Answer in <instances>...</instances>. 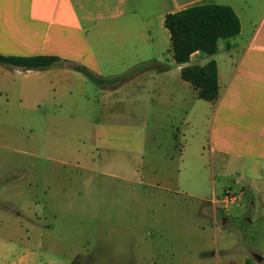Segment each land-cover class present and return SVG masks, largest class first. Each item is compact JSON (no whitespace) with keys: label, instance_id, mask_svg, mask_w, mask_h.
<instances>
[{"label":"crops","instance_id":"obj_1","mask_svg":"<svg viewBox=\"0 0 264 264\" xmlns=\"http://www.w3.org/2000/svg\"><path fill=\"white\" fill-rule=\"evenodd\" d=\"M207 2L231 6L238 16L240 29L237 35L230 37L234 41L219 39L214 53L204 55L201 51H194L184 63L202 65L210 59L215 61L218 95L214 101H206L207 144L213 162L217 163L218 174L224 179L218 185L213 179L211 194L197 198L200 206L209 210L214 223L216 251L212 257L215 258L211 260L201 252L202 256L194 257L190 264H246L249 252L259 263L264 259V246L252 242V247L238 246L239 253L229 254L236 249L238 237L233 239L223 235L220 241L217 223L251 224L256 220L264 234V0H0V54L56 55L83 64L107 78L144 65L139 71L125 76L118 86L131 87L126 91L122 109L151 120V130L157 131L160 139H154L152 143L156 150H143L154 167L153 154L168 156L171 144L159 129L166 125L165 132L168 133L173 126L171 118L174 119L181 111L190 110L180 90L181 85L190 84L179 79L181 64L175 63L171 57L164 16L168 12ZM219 50L222 53L217 58ZM172 64L175 71L167 68ZM86 79L81 72L65 64L23 69L0 63V113L9 114L21 106L39 107L43 101L49 104L57 101L61 111L81 113L85 110L83 106L76 101L69 105L68 99L87 98L85 89L89 85ZM188 112L193 118V114ZM153 113L159 118H155ZM17 141L0 142V148L9 152L19 151L15 147ZM24 154L22 157L1 155L0 161L5 163H2L4 167L0 171V208L26 210L31 226L35 227L40 219L36 209L51 207L48 202L50 193L41 182L43 201L26 199L24 205L20 202L21 196L32 194L30 189L21 187V180L28 179L29 184V180L35 179L34 171H25L33 166L32 161L27 162L23 171H20L21 163L39 155L35 152ZM154 172L145 173L143 184L169 190L173 178L163 182L162 176ZM8 173L11 178L5 180ZM231 173L236 177L229 182L225 179ZM228 188L242 191L238 205L223 200V191ZM17 215L13 212L0 215V223L8 226L6 236L0 235V249L2 241H12L18 234L20 218ZM171 222L179 224V220ZM183 222L193 228H203L196 221ZM65 227L66 230L62 228L60 231L61 245L67 247L69 257H78L80 248L71 246L70 242L74 238L77 243L82 242V248L90 250L92 255L93 260L89 264H97L96 259L103 254L105 247L121 257H129L133 253L145 255L150 259L145 264H156L152 257H158L157 251L162 247L161 239L152 244L145 240L144 245L137 243L133 247L129 220L100 218L83 232L78 223L71 225L70 230ZM53 232L52 224L44 222L43 228L38 233L36 231V237L46 242L54 241L56 235ZM27 261L19 257L3 263L0 253V264H25ZM61 264L78 263L75 260Z\"/></svg>","mask_w":264,"mask_h":264},{"label":"rangeland","instance_id":"obj_2","mask_svg":"<svg viewBox=\"0 0 264 264\" xmlns=\"http://www.w3.org/2000/svg\"><path fill=\"white\" fill-rule=\"evenodd\" d=\"M230 40L234 41V38ZM221 53L219 50L215 57L219 58ZM168 66L170 71L171 68L175 71L174 64ZM123 78L100 84L86 79L89 85L85 89L87 98L67 100L69 105L71 101L81 104L85 109L81 113L61 111L57 101L50 104L43 101L39 107L21 106L9 114L0 113V142L16 139L15 147L19 149L9 152L0 148L1 160V155L39 154L21 163L20 171H23L27 162L32 161L33 166L25 171H34L35 179L29 180V184L28 179L21 180V187L30 189L32 194L21 196L20 202L24 205L26 199L43 201L44 196L40 194L43 182L51 203V207L36 209L40 219L35 227L31 226L26 210L19 208L23 213L11 207L0 208V215L13 212L20 218L18 234L12 241L1 242L3 263L22 257L28 259L25 264H61L75 260L78 264H89L93 260L90 250L83 249V243H77L75 238L70 245L78 246L81 252L78 257H69L67 247L59 240L60 231L65 226L70 230L71 225L78 223L83 232L100 218L129 220L133 247L137 243L144 245L145 240L152 244L161 239L158 257H152L156 264H190L201 252L214 260V223L209 210L202 208L197 199L211 194L213 179L217 185L224 181L208 149L207 102L197 98L190 86H180L193 118L187 110L181 111L171 118L173 126L168 133L165 132L166 125L159 129L171 144L168 156L153 154V167L152 160L143 150H156L152 143L160 138L157 131L151 130V120L122 109L126 91L131 88L118 86L123 83ZM2 163L0 161V171L4 167ZM154 171L162 176L163 182L173 178L169 190L143 184L145 173ZM235 177L236 174L231 173L225 180L230 182ZM10 178L9 174L5 180ZM172 220H179V224H173ZM186 220L201 223L203 228L188 226L183 222ZM44 222L52 224L53 235H56L54 241L46 242L36 237V231L43 228ZM3 223H0V235L6 236L8 226ZM217 228L220 241L223 235L233 239L238 237L236 251H229V254L239 253L238 246L252 247V242L264 246L262 227L256 220L251 224L227 222L225 225L219 221ZM248 259L250 262L246 264H264V259L257 263L251 252ZM96 260L97 264H145L150 261L149 257L135 253L121 257L107 247Z\"/></svg>","mask_w":264,"mask_h":264},{"label":"trees","instance_id":"obj_3","mask_svg":"<svg viewBox=\"0 0 264 264\" xmlns=\"http://www.w3.org/2000/svg\"><path fill=\"white\" fill-rule=\"evenodd\" d=\"M163 23L169 34L171 57L175 63L181 64L180 78L190 84L197 98L214 101L218 95L215 61L210 59L202 65L184 63L189 60L194 51L212 54L217 50L219 39L237 35L240 29L237 14L229 5L207 2L168 12L164 16ZM0 63L23 69L65 64L98 84L119 80L144 67V65H137L121 75L107 78L94 73L83 64L56 55L0 54Z\"/></svg>","mask_w":264,"mask_h":264},{"label":"built area","instance_id":"obj_4","mask_svg":"<svg viewBox=\"0 0 264 264\" xmlns=\"http://www.w3.org/2000/svg\"><path fill=\"white\" fill-rule=\"evenodd\" d=\"M222 198L225 202L238 205L242 199V191L227 189L224 191Z\"/></svg>","mask_w":264,"mask_h":264}]
</instances>
